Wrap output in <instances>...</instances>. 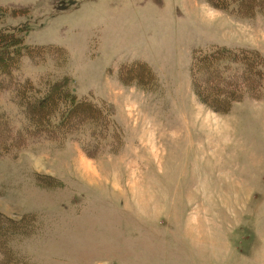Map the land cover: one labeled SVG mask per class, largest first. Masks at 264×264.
Returning a JSON list of instances; mask_svg holds the SVG:
<instances>
[{
    "label": "rangeland",
    "instance_id": "obj_1",
    "mask_svg": "<svg viewBox=\"0 0 264 264\" xmlns=\"http://www.w3.org/2000/svg\"><path fill=\"white\" fill-rule=\"evenodd\" d=\"M2 29L50 45L24 77L84 103L24 145L0 132V264H264V86L197 63L264 58V0H0ZM0 111L21 131L8 92Z\"/></svg>",
    "mask_w": 264,
    "mask_h": 264
},
{
    "label": "trees",
    "instance_id": "obj_2",
    "mask_svg": "<svg viewBox=\"0 0 264 264\" xmlns=\"http://www.w3.org/2000/svg\"><path fill=\"white\" fill-rule=\"evenodd\" d=\"M48 46L50 45L26 43L24 37L17 30H0V96L2 93L8 92L17 100L25 115L24 124H20V126H23L21 128L19 126L15 127L21 131L16 130L17 132L13 133L15 125L11 123V119L4 112L0 111V130H2L0 132H5L10 137L8 139L12 141L11 146L9 142H6L0 136V154L13 146L17 147V142L20 141V134L22 133L23 138L21 140L22 145H24L23 141L26 142L28 136L26 134L31 133L32 136H41L40 133L48 134L58 129L64 120L82 107L84 103L75 100L74 103L69 104V99L73 98V93L67 88L69 79L65 75L62 79L51 82H49L48 77L39 79V82H37L38 80L34 81L32 78L22 75L21 71L23 70L20 63L22 64L21 60L25 56L29 58L27 52H37L39 56H34L36 58L43 57L42 59H44L49 54ZM59 50H62V52L59 51L55 54H61L62 58L64 56L66 58L67 51L62 47ZM222 51L221 49H215L197 57V63L201 64L202 68L206 66V69L202 70L209 84L217 89L220 88L221 91L223 89L219 85L226 83L232 90H235L240 84L244 85L240 79L246 77L244 80L247 90H260L264 86V58L262 56L258 57L256 53H250L238 61L235 53L227 50H225L226 52ZM231 58L234 59L233 64L235 65L233 67ZM237 62L241 65H238ZM254 64H257L256 68H253ZM207 70H209V75L205 76L204 72ZM260 78H262V81H260ZM42 84L45 85L42 86ZM60 102L62 103L60 104ZM60 105H64L62 109L64 120L61 123V120L53 119V114L57 112ZM93 108L96 109V106L93 105ZM3 218L5 217L0 215V219ZM1 222L4 224L3 226L8 224L4 220H1Z\"/></svg>",
    "mask_w": 264,
    "mask_h": 264
}]
</instances>
